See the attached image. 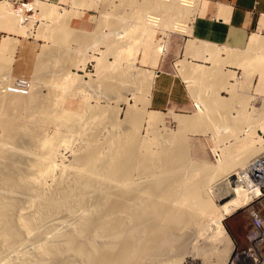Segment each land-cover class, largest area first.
<instances>
[{
  "label": "rangeland",
  "instance_id": "374dc122",
  "mask_svg": "<svg viewBox=\"0 0 264 264\" xmlns=\"http://www.w3.org/2000/svg\"><path fill=\"white\" fill-rule=\"evenodd\" d=\"M131 1L129 2L131 3ZM144 1L145 0H139V1L134 0V2L133 1L132 2L136 6L126 5L123 7L125 11L122 10V12H116L114 10L112 11L113 6L119 5L121 3V0H110V2L108 0L106 1L107 2L106 7L105 8L101 7L100 10L94 9L92 7L81 6L79 8L81 10L79 11L82 12L81 13L82 16L79 18V20L80 19L83 20L85 22V25L81 26L80 24L81 22H78L79 20L78 21L74 20L71 24L69 23V28L71 30H69L70 33H68L69 38L67 36V38L64 39V41L62 42L64 44L60 43L59 40L56 38V36L60 33L58 31V27L62 22L51 19L53 16L43 17L42 9L40 10V7L30 6L28 5L29 3L20 2L21 4H18L20 5L19 8H16L13 4L10 5V12H13L14 14V10L18 12L23 11L25 15L28 17V19L26 20L27 22L25 21L23 23H20L23 30V38L21 39V42L10 39L9 37H4V39H2L3 40L2 45L6 40H9L10 42H14V43L17 42V45L19 42V45L18 46L16 45L15 46L16 48H14L15 50L13 49L11 53L7 51L2 52L1 51L2 45L0 48V54H1L0 67L6 69L8 65H9L8 67L12 66L11 67L12 70H9L8 72L7 70L2 71V69L0 68V94L2 95V98L3 96L5 97V95L8 94V96L4 98V102L2 103V108L0 106V118H6V116L8 118L10 113H11L10 115L13 116L18 114V116L16 115L17 116L16 118L14 116V118L18 121V122L16 121L18 125V129L15 131L16 133H14V136L17 137L15 138V140L19 141V139L22 138L21 135H23L22 139H24V137L27 139L28 137V139L30 140V142L27 141V145H29V143H32L31 140H33L34 142L33 143L34 145H32L33 147L31 145L27 146L28 148L26 150H24L26 146L24 148L23 146L21 147L23 151L28 150L26 154L29 157L28 159L27 155L24 153L26 155V158L24 159V161H22L24 162L23 164H25L23 166V170H24L23 173L25 176L23 177L28 178L29 175L30 176L34 175L33 176L34 178L37 176L38 173H40V175L38 174L36 178H38L39 176L40 177L39 179H37L38 185L37 183L35 184L36 182L35 178H34L35 181H33V178L31 180L29 177V179L34 182V184H31V186H33V195L35 196L32 197L31 194H29V196H31L29 197L28 194H26L27 197L25 198L24 197L25 195H23V197L25 198L23 199L24 202L22 201V199H21L22 202L20 201L18 202V208L21 209V212H23L22 214H24L26 218L30 217L32 218V220L34 218L36 220L35 225L31 230L27 231V229L23 227L26 224L24 225L22 223H19L20 219H21L20 222L22 221L23 218L21 217H23V215H21L20 217L19 214L21 213L20 210L17 208L19 211L17 210L16 212L17 214L19 212L18 214L19 217L17 216L18 218H15L16 216L13 215L14 216L13 219H16L15 225L16 224L18 225V223L19 225L20 224L23 225L18 227L16 225V228L19 229L18 230L19 237L22 236L21 232H23V236L21 237L23 241L22 242L20 241L21 243H17L16 241H14L15 239H13L12 241V239L6 238L5 240H9L8 242L10 241L12 243L16 242L15 244L13 243L14 246L11 245L12 243L10 242L11 243V244L9 243V245L11 246L10 248L8 242L4 241L3 237L2 238L0 237V240L2 239V242L0 241L1 242L0 248L3 245L2 243L5 242L4 244L6 245L5 248H3L4 246L2 247L3 251L1 252L4 253H0L1 255L0 257L4 259L7 258L5 260L8 262V263L3 262L4 259L0 258L1 263L18 264L19 262L20 264L21 260L23 262V259L25 257L24 261L27 260L28 261L27 263L23 262V264H36V262L37 264L38 263L58 264L59 262L61 263L62 260L64 263L62 262L61 264H87V263L91 264L92 262H90V255H93V253L94 255H97L99 258L102 257V259L106 257V255H108L109 253L106 250H109L108 247L109 245L111 246L110 243L111 241L110 242L108 241L109 245H107V236L108 237L110 236L109 234L111 233V231L109 230H111V227L112 228L114 227V223L113 225L109 226L110 229L102 230L104 232L108 230L109 232L106 233L108 235L102 234L103 237L102 235H100L101 237L98 236L99 233L100 234L104 233L102 231L95 230L98 227L96 226L94 227L95 234L97 233L96 236L98 237H95L94 236L95 234L92 235V233H94L93 232L94 230L90 228L93 227L95 220L96 223H99L97 221H100L101 219V217H97L95 213H97L98 210L102 213L103 210L101 211L99 208L102 209V205L106 204L104 199L102 200V197L104 196V195L102 196V194H107L106 192H108L107 190H109L110 188L109 186H111V184L108 185L109 183H112L113 181L114 182L117 181L116 180L117 175H115L116 172L114 174V170L118 172L124 171V175L127 173L129 174V176L127 174L126 178L127 179L129 178L128 181L131 182L130 184H133L134 186L132 187L133 188L132 192L134 194L131 195V197L134 196L133 197L134 199L131 202L134 203L138 202L139 204V200H140L141 203L144 200L143 198L144 194H146L144 192H148L146 190L152 189L154 191L158 187L162 188V185L164 188H166L165 187L166 185L164 184L167 183L165 182L171 179L169 185L172 184V187L169 188L168 190L165 189V192L168 191V195H169V196L167 195L168 197L166 196L167 200L165 199L164 196L165 202L169 204L168 205L167 203H165V206L167 204L166 206L167 208L169 206H170L169 208L171 207L173 208V206H175L180 201V202H184L186 206L187 204H190V207H193L194 209V210L192 209L193 211H195V209L199 211L200 206L198 205L197 200L192 199V197L195 196L196 192L192 188L190 189L188 187L189 188L188 189L186 185L182 187L184 185V182L182 184L181 181L183 177L187 178L189 174L190 175L194 174L192 180L196 181V179H198L199 181L200 179L206 177L205 174L207 173L206 171L209 170L208 168L219 167L220 164H222L221 162H224V160H226L225 157L227 156H229V158H231L236 164L245 161L246 159L248 163H251L254 161V159H261V157H264V63H263L264 54L259 53L260 51L257 52V50L249 49L247 48V46L244 48H240L238 50H233L230 46L226 45L227 47L223 46L224 48H222V51L223 50L224 51L223 52L220 51L216 59H212V60L209 59L204 61L203 58L200 57L191 58L189 54L183 53V49H184L183 47L186 43H188L189 40L195 39V36L193 34L191 33L187 34V31L185 30H181V31L180 29L175 30V28L173 29L174 31H172L171 29L170 30L166 29L165 31V29L158 27L159 29H156L153 32V36L151 37L150 27L148 26L145 27L146 29L144 28L145 29L144 31L142 30L143 29L142 27V29L139 31L140 28L138 29V27H135L134 26L135 24H133L134 22L133 23L129 22L132 21L131 20L132 15L128 13H132L131 10L134 8L136 10L140 8V4L141 3L143 4ZM148 1L150 2V0H146V2H144L143 5L141 4L142 5L140 8L141 10L139 9L138 12L142 11L143 10L142 8L146 10L145 6H147L146 14L150 15L152 18L155 17L153 21L157 20V17L159 18L158 15L148 13V10L150 9V8L148 9ZM183 2L192 4L191 1L187 2L185 0ZM125 3L127 2L126 1L122 2L123 5ZM45 4L46 3H42L43 6ZM7 5L8 3L6 2V7H8ZM197 5L198 8L197 11H195L196 16L194 17L191 23H189V21H187L188 23L187 22L181 23L178 21L174 23L180 26H186L190 28L191 32L194 31L196 32L199 15L202 14L203 0H199ZM50 7L53 8V13L61 18H64L66 16H70V17L73 16L72 12H67L68 10H71V5L69 4V1L64 6H60V7L55 6V8L53 6ZM127 7L131 10L129 9L126 10ZM135 9L133 11H136ZM80 29H83L84 31ZM147 33L149 37L146 36ZM56 39L58 40L57 42ZM159 45L164 46L165 50L163 52L159 50ZM253 51L257 52L255 56H253V54H250ZM50 53H52L51 56ZM226 53L227 54L235 53L236 55L239 54L244 56L245 59L248 57L247 58L248 60L246 59L244 64H242V66L237 65L235 63H232L231 60L226 58L227 56ZM15 54H16V61L14 59ZM54 54L56 57H54ZM253 57L256 58L258 57V61L256 58ZM261 57H262V62L260 63ZM63 58H65V60ZM6 59H8V61ZM179 60H183V62L185 63L184 65H189V67L191 68L195 66L196 68L200 67V69L202 70V68L204 67L202 71H204V69H208L211 75L210 76L204 75V77L201 78L199 77L200 75H197V72L195 73L190 70L184 71L182 69V71L180 72H182V74L186 76V80H185L183 75L179 72L178 67L174 65L176 61ZM6 61H7V65L5 64ZM14 62L15 64L13 69ZM58 62L61 65H59ZM45 64L46 65L48 64L47 65L48 67ZM213 67H217V69ZM45 70L46 72H44ZM158 70L170 71L180 76L186 85V88L189 93L190 101H189V105L186 107L185 110L173 109L172 113L168 110L162 111L164 114H166L165 121H166L167 129L165 128L166 129L165 130L162 129V127H160L162 129V130L160 129L161 130L160 132L162 134L164 133L167 134L171 132V136L168 137L167 141L162 142V145L160 146L158 145L157 147H155L156 146L155 144L153 147L151 146L153 150H148V151L149 152L153 151L152 153L154 156L157 154L159 155L158 157L155 156L156 157L155 160L156 162H154L155 165H153L152 163L150 164L151 166L145 167L144 163L143 166L140 165L138 162L142 163L140 160L141 158L140 151L141 152L143 151L145 153L146 146H144V144L146 142L145 143L143 142L145 141L146 138H148V140L152 138V136L149 134L150 131L147 130L148 129L147 124L144 121L138 122L136 121L135 118H133L135 121H133V119L132 120L130 119V121H133V123L129 121L130 125H128L129 124L128 119L125 120V117L128 116L127 112H131L133 110L136 111L139 109L138 110L139 112L145 110L143 111L144 114L145 113L148 114L149 112L154 111L150 109L149 106L145 107V105L141 103L142 101L140 100L142 99L141 96L143 92H142L141 84L139 83L141 82L140 78L143 73L149 75V74H154L151 72L153 71L157 72ZM201 70L200 72H202ZM41 75L43 77L42 78L43 80H39L38 82L37 78L39 79V77L37 76H40L41 79ZM9 76L10 78H8ZM15 79L16 80L23 79L30 81L31 83L30 92H29L30 95L28 94L25 96L27 97L33 96L36 99H38L39 103L41 99H43L40 105L42 104V102L44 104H42V106H40L39 108L41 109L42 107L43 108L45 107L47 113H45V110L43 108L41 109L44 111L43 114L45 113V115L41 113L40 109L32 111V108L31 109L27 108L26 111V107L23 108L17 107L15 109V106L11 109L13 105L9 103L7 99H9V95H15L14 93L10 94L11 93L10 89L13 88L12 87L13 85L10 84H12V82H14ZM222 80L224 81V83ZM5 81L9 83H6ZM185 81H187V83ZM190 81H193V86ZM4 84L10 85L9 88L8 86H4ZM32 84H34V86ZM31 85L33 86V88L35 87L34 90L32 89L34 92L31 90L32 88ZM104 85L108 87H105ZM113 85L115 86L117 85L116 88H114L115 86ZM110 86L112 89L110 88V90H108ZM197 86L200 87L202 98H212L214 97L213 95L215 94V92L216 93L218 92L217 93L218 98H220V100L221 99L223 100L220 103L224 102L223 105L220 104L222 108L218 104V106H215L216 110H214V108L212 109L214 110L213 112L212 110L209 109L210 112L208 111L205 114L201 113L202 114L201 115L199 109L196 106H194L195 94L193 92V89ZM4 87L7 88V90ZM8 91H10V93H8ZM34 93L38 95H34ZM224 104L226 105V107ZM4 105L5 106L8 105L7 107H9L10 110L7 107L5 108ZM228 105L229 107L227 108ZM53 106L55 110L57 108L58 111L61 110L64 111L65 113L71 112L70 113L71 115L74 113L72 119L69 118L71 121H69L68 119L64 120L65 117L63 116H67V115H65V113L64 115H62L63 112L62 114L61 113L57 114L60 117L59 119V117L56 115L58 111L57 110L55 111ZM50 108H51V113H55L56 116L54 114L52 115L51 113H49L50 111H47L50 110ZM21 109L23 110L24 113L20 111ZM13 110H17V111L19 110L21 113V117L19 115L20 114L19 112ZM36 112L37 113L39 112L40 114H36ZM1 113L2 114L6 113V114L1 115ZM69 113L67 114L69 115ZM173 113H181L190 116H198L200 114L203 118H201L200 121L198 120V122H196L195 120V122H193L187 127H183L182 125L180 126V124L175 118H173L172 115ZM46 114L48 115L51 114V115L50 116L47 115L49 117L47 118ZM60 115H62V118ZM74 117L75 119H73ZM18 118H20L21 121H19ZM76 118H78V120H80L81 122L78 121ZM226 119L229 120L227 121ZM73 120L74 121L77 120L76 123ZM69 122L71 123L67 125V123ZM123 122L124 123L127 122V123L123 125ZM228 122L234 123L236 127L235 126L231 127L232 125L230 126ZM20 123L24 124V128L23 125H21ZM76 124H80L81 127L80 126L78 127V125ZM21 127L22 129L20 130L19 128ZM125 129L132 131V134L133 135L135 134L134 137L135 136L138 137V139L141 142L140 144H143L142 145L143 149L141 146H139L141 147L139 148L141 150L139 151L135 150L133 152L134 154L133 153L131 154V159L134 162V165L131 166L133 167V169H131L130 167L131 171L128 169L127 171H125L123 170V168H121L122 162L125 161L124 158L126 157L125 153L122 154V152H120L121 149L123 148L121 146L124 145V142L122 140L124 139L125 136H127V131H125ZM3 131H4L3 127H0V139L1 136H3L4 133ZM86 132H88V135H85ZM26 139H24V141H26ZM45 140L48 142L50 141L51 143L53 142L52 145H54V147L51 146L50 142H49L50 146L47 145L45 146L46 148L43 147ZM149 143L150 142H148V144ZM93 146L95 147L94 150L98 157L97 156L95 157L94 156L95 154L93 156L98 161L95 160L93 157L91 160L97 161L96 162L97 164L99 163L98 166L96 165V167L94 166V164H96L95 161L93 163L92 161H90L89 157H86V153L87 154L90 153L89 151L90 150L92 151ZM41 149L42 150L44 149L45 151L46 149L47 150L49 149L47 151L48 152L47 156L49 158V161H47L48 163L47 162L45 163V167L48 166V168H50L51 170L50 172H48L49 169L45 167H44L45 169H43V170L47 169L48 172L47 174L45 173L46 171L44 172L45 174L43 172L42 174L39 171H35L36 173L38 172L36 174L35 172H33L34 170L32 169V167H30L35 163L38 157L37 156L36 159H34L35 156L33 157V155H35L36 152L37 154H39V152L42 153ZM147 149H151V148H146V150ZM51 150H53L54 153L51 152ZM33 151H35V154L33 153ZM118 152L121 153V154L119 153L120 156L118 155ZM29 153L33 154L32 155L33 160H31V155ZM49 153H51L50 157H49ZM82 155H85L86 157L85 158L83 156L82 160L85 159V162L86 161L92 162V165L93 167L96 168V170H94L93 167L88 166L90 162H88L87 166L86 164L84 166L85 162L84 161L82 162L81 159H79V157H81ZM47 156H43V158L44 157L47 158ZM118 156L121 160V163L120 160H118ZM115 157H117V160ZM112 158H114L115 161H113L114 163H112L111 166L110 163L113 160ZM26 159L28 160L25 161ZM30 163L31 165H29ZM48 164L53 168L49 167ZM135 166L136 168H134ZM114 167H116L117 169ZM244 169L245 167L242 168L241 166L234 165L233 168H231L230 172L237 173ZM91 171L93 173H91ZM83 172L85 173L87 172L86 176ZM112 174L115 175L116 177L113 176ZM41 175L44 176L41 177ZM121 176H122L121 179L122 178L125 179L123 173ZM181 176L182 178H180ZM253 176L256 177V175ZM226 177L227 174L226 175L221 174L216 176V178L212 179L211 181L208 180V182H206L208 184L205 183L207 186L205 185L203 189L204 190L203 193L209 199H211V202H213V206L220 207L221 202L219 201V199H216V197L213 196L214 194L212 192L214 191V188L217 187L216 185L221 184L222 182L224 183ZM163 178L167 181H165ZM159 179L163 180L162 182L164 184H161L160 183L161 181ZM117 183L120 182H116L113 184L115 185ZM171 189L174 191H172ZM34 190H36L37 192ZM104 191L106 192L104 193ZM140 191L143 192V193L141 192L143 196H141ZM34 192L36 193L34 194ZM151 192L149 193L151 194ZM171 194L172 196H170ZM20 198L22 197H19V200ZM31 198L32 200H30ZM168 198L171 199L174 205H172L171 201ZM105 200L107 202V198ZM101 201L104 202V204H102ZM198 202L200 203V200H198ZM195 205H197V207ZM187 207H189V205ZM183 210L185 212V209ZM165 211L163 212L161 211L163 215L166 213L165 217H167L166 215L168 214L171 215L168 209L167 211L169 213ZM192 212L191 211L188 212L186 209L185 217L188 216L190 217L194 215L192 214ZM99 213L97 214L101 215V213L100 214ZM187 213L188 214L191 213L192 215L190 214L187 216ZM103 214L104 213H102V216ZM170 215H168V217H170ZM96 217L98 219H96ZM168 217H167L168 221L166 220V222H169L170 218ZM90 218H92L93 220ZM130 218H126V226L127 224L130 225L129 223L131 222ZM257 218H261V219L263 218L264 220V186H263V191L261 190L258 196H256L255 198L254 197L251 198V200L246 205L240 206L233 213L226 215L225 218L223 219V225L227 230L228 234L230 235V237L232 238L235 249L241 247V245L244 244L246 245L248 243L247 235L248 233H250L248 231L250 229L251 230L253 229V227L255 226L253 220ZM103 219L102 222L100 221L101 223H103L104 221ZM127 219L129 222L127 221ZM164 219L163 221L165 225ZM186 219L187 218H184V220ZM91 220L92 222L94 221V223H92ZM249 222L251 223L249 224ZM85 223L86 224L88 223L87 224L88 226L92 225V227H89L90 230L86 229L88 227ZM245 223L251 225L249 227V230L247 227V231L246 229L243 228ZM169 225L166 224V226ZM83 227L85 228L83 229ZM22 228H25L26 231H23L24 229ZM81 228L83 231H81ZM20 229H22V231ZM84 230L86 233L84 232ZM112 233H113V229H112ZM120 233L121 232L118 233L117 231V234ZM112 236L110 240H114L116 243L117 242L116 239L118 238L119 240V237L116 236V239H113ZM68 240L70 242L73 241L77 243L84 250H86L84 251V253H82L83 257H81L82 256L81 253H76L74 250H71L69 248L70 242H68ZM6 247H9L10 249L9 248L7 249ZM58 247L59 248L61 247L60 248L61 252L58 250L59 249ZM98 250H100V252ZM191 250L192 249L189 250L190 255H191ZM56 251H59V254L64 255V258H62V256H59V254H57ZM123 251L122 252L120 251L123 254L119 253L118 258H123L126 255L125 254L126 251L124 249ZM19 256L23 258L21 259L20 257L21 259L20 261L18 260ZM55 257L57 260L54 259ZM126 257L127 256H125V259ZM11 259L12 261L14 260V262L17 261V263L16 262L13 263L12 261L11 263L10 262ZM167 259L164 262L166 264H192L191 261L186 262L184 260L185 259L184 255L180 256V259H177L174 256ZM212 260H213L212 263L214 262L217 263L216 258L213 257ZM228 263L229 261L227 260L226 264ZM153 264H158V263H153Z\"/></svg>",
  "mask_w": 264,
  "mask_h": 264
},
{
  "label": "bare ground",
  "instance_id": "6f19581e",
  "mask_svg": "<svg viewBox=\"0 0 264 264\" xmlns=\"http://www.w3.org/2000/svg\"><path fill=\"white\" fill-rule=\"evenodd\" d=\"M35 1H38V0H35ZM98 1V0H97ZM101 2V4H102V7L103 8H105L106 7V4H107V2L106 1H108V0H100ZM124 1H126L127 3H129V4H127V3H125L124 5L122 4V2H124ZM129 1H131V0H121V3L119 4V5H115V6H113V9H112V11L114 10V11H116V12H122V10L123 11H125L124 9H123V7L124 6H126V5H129V6H133V5H135V4H133V2H134V0H132L131 1V3L129 2ZM137 1H139V0H137ZM157 1V2H156ZM155 2L154 1H152V0H150V2L148 1V13H152V14H156V15H158L159 16V18L157 17V20H154L153 21V19L155 18V17H151L150 15H147L146 13H147V6H145L146 7V10H144V8H142L143 10L142 11H139L138 12V10L141 8V6L144 4V2H146V0L143 2V4L141 5L140 4V8H138L136 11H133L134 9H129L128 7L126 8V10L127 9H129V10H131L132 11V13H128V14H131L132 15V17H131V20L132 21H129L130 23L132 22H134L133 24H135L134 26L135 27H138V29H139V31L142 29V27H143V31L146 29L145 27H147L149 24H151V25H153V26H156V27H159V28H162V29H165V31H166V29H168V30H172V31H174L173 29L175 28V30H177V29H180V31L181 30H185V31H187V34L188 33H190V28H188V27H186V26H180V25H177L176 23H174V22H181V23H186L187 21H189V23H191L192 22V20L191 19H189V18H185V19H182V18H176V19H173L172 21H171V25H169L168 26V22H167V20L168 19H170V18H173V16L172 15H174V13H180L179 12V10H181V9H179V8H177L176 7V5L175 4H177V5H179V6H181V7H183V6H186V5H189L188 3H184L183 1H185V0H156ZM167 1V2H166ZM187 2L189 1V0H186ZM193 1V0H192ZM41 1H38V2H36L35 4H28V5H30V6H35V7H40V10L42 9V16L43 17H48V16H53L51 19H53V20H56V21H60V22H62L61 24H60V26L58 27V31L60 32L57 36H56V38L59 40V42L60 43H62L63 41H64V39H66L67 38V36H68V33H70V31L69 30H71L70 28H69V23H70V19H71V17L70 16H66V17H64V18H61V17H59V16H57V15H55L54 13H53V8L52 7H50L49 5H42V3H40ZM77 2H78V0H77ZM95 2V1H94ZM109 2H110V0H109ZM164 3V4H168V6H166V7H164L163 5H161L160 3ZM194 2V1H193ZM79 3V2H78ZM77 3V4H78ZM135 3H136V1H135ZM12 3L10 2V0H9V2H8V10H10V5H11ZM80 4V3H79ZM78 4V5H79ZM82 4V3H81ZM88 4V3H87ZM99 4V3H98ZM122 4V5H121ZM92 5V4H91ZM100 5V4H99ZM139 5V4H138ZM173 5V6H172ZM27 6V5H26ZM25 6V7H26ZM136 6V5H135ZM143 6V7H144ZM42 7V8H41ZM187 7V6H186ZM183 8H185V7H183ZM193 8V7H192ZM176 9H177V11H176ZM121 10V11H120ZM128 10V11H129ZM141 10V9H140ZM184 10V9H183ZM128 11H126V12H128ZM164 11V12H163ZM29 12H30V10H29ZM13 13V12H12ZM14 14H15V16L19 19V22L20 23H23V22H25L27 19H28V17L25 15V13L22 11V12H18V11H15L14 10ZM109 15V14H108ZM175 16V15H174ZM122 18V17H121ZM130 19V18H129ZM110 20V19H109ZM124 21V20H123ZM27 22V21H26ZM117 23H119V22H117ZM140 23V24H139ZM147 23H148V25H147ZM188 23V22H187ZM145 28V29H144ZM143 31H141V32H143ZM177 32V31H176ZM74 33V32H73ZM137 33V32H136ZM183 33V32H182ZM53 34V33H52ZM81 34V33H80ZM70 35H73V34H70ZM83 35V34H82ZM143 35H145V34H143ZM81 36V35H80ZM134 36V35H133ZM68 38H69V36H68ZM86 38V37H85ZM56 39V42L58 41ZM82 39V38H81ZM110 40V39H109ZM128 40V39H127ZM12 41V40H11ZM127 42V41H126ZM111 43V42H110ZM62 44H64V43H62ZM61 44V45H62ZM114 44V43H113ZM17 45V42H10L9 40H6V41H4V43H3V45H2V49H1V51L2 52H5V51H7V52H9V53H11V51L14 49V48H16L15 46ZM163 45V44H162ZM121 46V45H120ZM119 46V47H120ZM212 47V46H211ZM210 47V48H211ZM121 48V47H120ZM159 48H161V50L163 51V50H165L164 49V46H160ZM202 48V50L204 49V47H201ZM206 49L208 48V47H205ZM210 48H209V50H210ZM216 48V47H215ZM248 48L249 49H253V50H257V52L258 51H260L259 53H263L264 54V37H259V36H254V37H252V39H251V41H250V44H249V46H248ZM199 49V48H198ZM15 50V49H14ZM208 50V49H207ZM212 51H213V49H212ZM218 51H220V49L218 50ZM221 51H222V49H221ZM210 52V51H209ZM216 51H213V53H215ZM249 52V51H248ZM256 51L254 52H251L250 54H253V56H255V54L257 53ZM55 53V52H54ZM67 53V52H66ZM65 53V54H66ZM231 53V52H230ZM46 54V53H45ZM47 54H49V53H47ZM51 54L52 53H50V56H51ZM217 54H219V53H216V55H215V57H214V59H216V57H217ZM227 54V53H226ZM263 54H261V55H263ZM1 55V54H0ZM114 55V54H113ZM65 56V55H64ZM138 56V55H137ZM211 56L213 57V55H212V53H211ZM45 57V56H44ZM54 57H56L55 56V54H54ZM62 57V56H61ZM49 58H51V57H49ZM226 58L227 59H229V60H231V62L232 63H235V64H237V65H241L242 66V64H244V62H245V60L248 58H246L245 59V57L244 56H242V55H236L235 53L233 54H227V56H226ZM253 58H256V57H253ZM45 59V58H44ZM52 59H53V57H52ZM64 60H65V58H63ZM209 59H211V58H209ZM257 59V61H258V57L256 58ZM260 59V58H259ZM7 61H8V59H6ZM103 60V59H102ZM101 60V61H102ZM212 60V59H211ZM248 60V59H247ZM251 60V59H250ZM4 61V60H3ZM7 61H6V65H7ZM63 61V60H62ZM61 61V62H62ZM13 62V61H12ZM250 62V61H249ZM262 62V57H261V60H260V63ZM10 63V62H9ZM56 63V62H55ZM263 63H264V61H263ZM58 64H59V62H58ZM46 65V64H45ZM48 65V64H47ZM46 65V66H47ZM59 65H61V64H59ZM4 66V65H3ZM9 66V65H8ZM7 66V68L6 69H3V68H1L2 69V71L3 70H7V72L9 71V70H12V66H10V67H8ZM38 66V65H37ZM41 66H44V65H41ZM181 66H182V64H181ZM48 67V66H47ZM64 67V66H63ZM62 67V68H63ZM259 67V66H258ZM9 68V69H8ZM11 68V69H10ZM182 68H184V67H182ZM202 68V67H201ZM204 68V67H203ZM203 68H202V70H203ZM213 68H215V69H217V67H213ZM186 69V68H185ZM200 67L199 68H196V67H193V69H190V71H192V72H197V75H200L199 77H201V78H203L204 77V75L205 76H210L211 74H210V72L208 71V69H204V71H202L201 69V71L202 72H200ZM43 70V69H42ZM59 70V69H58ZM187 70V69H186ZM214 70V69H213ZM213 70H211V71H213ZM39 71V70H38ZM40 71H41V69H40ZM216 71V70H215ZM214 71V72H215ZM44 72H46V70L44 71ZM126 72V71H125ZM128 72V71H127ZM155 71H153V72H151V73H154ZM200 72V73H199ZM38 73V72H37ZM48 73V72H47ZM150 73V72H149ZM199 73V74H198ZM51 74V73H50ZM128 74V73H127ZM214 74V73H213ZM37 75V74H36ZM35 75V76H36ZM40 75V74H39ZM123 75V74H122ZM47 76V75H46ZM54 76V75H53ZM127 76V75H126ZM130 76V75H129ZM128 76V77H129ZM37 77H39V79L37 78V80H38V82H39V80H43L42 78V75H41V79H40V76H37ZM8 78H10V76L8 77ZM121 78V77H120ZM153 78H154V75L153 74H146V73H143L142 74V76H141V78H140V83L139 84H141V87H142V99L140 100V101H142L141 103H143L144 105H145V107L147 106H149V104H150V96H151V86H152V83H153ZM36 79V78H35ZM124 79H125V77H124ZM139 79V78H138ZM205 79V78H204ZM225 79V78H224ZM107 80V79H106ZM129 80V79H128ZM127 81V80H126ZM223 81V80H222ZM6 82V81H5ZM37 82V83H38ZM41 82V81H40ZM125 82V81H124ZM191 83H192V86H193V81H190ZM6 83H9V82H6ZM5 83V84H6ZM33 83V82H32ZM36 83V82H35ZM223 83H224V81H223ZM4 84V86H8V88H9V86L10 85H13L12 87V89H10L11 90V93H10V91H8V93H10V94H12V93H14L15 95H9V99H7L8 101H9V103H11L13 106L11 107V109L15 106V109L18 107V108H23V107H26V111H27V108H32V111L34 110H38V109H40L39 107L40 106H42V104H44L43 102H42V104L40 105V103H41V101L43 100V99H41V101H40V103L38 102V99H36L35 97H27V96H25V95H28L29 94V92H30V81H27V80H23V79H15V81L14 82H12V84H10V85H5ZM105 84V83H104ZM129 84V83H128ZM138 84V85H139ZM33 86H34V84H32ZM31 85V86H32ZM36 85V84H35ZM65 85V84H64ZM82 85V84H81ZM136 85H137V83H136ZM201 85V84H200ZM3 86V85H2ZM33 86H32V88H31V90L33 89H35V87L33 88ZM79 86V85H78ZM105 86V85H104ZM113 86H115V85H113ZM117 86V85H116ZM116 86L114 87V88H116ZM125 86V85H124ZM123 86V87H124ZM195 86V85H194ZM105 87H108V86H105ZM127 87V86H126ZM125 87V88H126ZM131 87V86H130ZM130 87H128V88H130ZM133 87V86H132ZM5 88V87H4ZM37 88V87H36ZM103 88V87H102ZM110 88H111V86L108 88V90H110ZM6 90H7V88H5ZM101 89V88H100ZM105 89H107V88H105ZM112 89V88H111ZM9 90V89H8ZM32 90V91H33ZM129 90V89H128ZM232 90V89H231ZM102 91H103V89H102ZM5 92V91H4ZM34 92V91H33ZM112 92V91H111ZM193 92H194V94H195V106L199 109V112H200V114L202 113V114H205V113H207L208 111L210 112V110H212L213 108H214V110H216L215 109V106H218V104L220 105V104H222L223 105V103L224 102H222V103H220L221 101H223L222 99L220 100V98H218V92L216 93L215 92V94H214V92H213V96L214 97H212V98H202V96H201V90H200V87L199 86H197V87H195L194 89H193ZM2 93V92H1ZM208 93H209V90H208ZM33 94V93H32ZM31 94V95H32ZM106 94H107V92H106ZM207 94V93H206ZM30 95V94H29ZM34 95H38V94H35L34 93ZM8 96V94L7 95H5V97H7ZM4 96H3V98H2V95L0 94V106H1V108H2V103L4 102V98H5ZM140 97V98H141ZM11 98V99H10ZM125 98V97H124ZM128 100V99H127ZM227 101V100H226ZM231 101H232V99H231ZM230 101V102H231ZM44 102H47V101H44ZM53 102V101H52ZM51 102V103H52ZM142 104V105H143ZM226 104V103H225ZM224 104V105H225ZM49 105V104H48ZM143 105V106H144ZM227 105V104H226ZM226 105H225V107H226ZM8 106V105H7ZM7 106H5L4 105V107L6 108ZM52 106V105H51ZM47 107V106H46ZM49 107V106H48ZM142 107V106H141ZM212 107V108H211ZM220 107H221V105H220ZM229 107V105L227 106V108ZM7 108H9V107H7ZM43 108V107H42ZM41 108V109H42ZM53 108H54V106H53ZM138 108V107H137ZM144 108V107H143ZM222 108V107H221ZM226 108V109H227ZM40 109V110H41ZM44 110H45V113H47L46 112V109H45V107L43 108ZM146 109V108H145ZM210 109V110H209ZM1 110H3V109H1ZM6 110V109H5ZM9 110H10V108H9ZM53 110V109H52ZM54 110H55V108H54ZM56 110H57V108H56ZM55 110V111H56ZM139 110V109H138ZM138 110H133V111H131V112H127L128 114V116L127 117H125V120L126 119H128V123H129V121H130V119L132 120L133 118H135L136 119V121H138V122H145L146 124H147V130H149L150 131V135L152 136V138L150 139V140H148V138H146L145 139V141L143 142V143H145L144 144V146H146V148H151V149H147L146 150V148H145V153L142 151H140V153H141V155H140V160H141V162L142 163H140V162H138L140 165H143V163H144V165H145V167L146 166H151L150 164H152L153 163V165H155L154 164V162H156L155 160H156V157L155 156H157L158 157V155L159 154H157V155H153V151L152 152H149L148 150H153L152 149V147L156 144V146L155 147H157L158 145L160 146V145H162V142H165V141H167V139H168V137L169 136H171V132L170 133H164V134H162L160 131L162 130V129H165L166 128V121H165V116H166V114H164L162 111H158V110H154V111H152V112H147L148 114H144L143 113V111H145V110H143V111H141V112H139ZM214 110H212V112L214 111ZM12 111V110H11ZM13 111H16V112H19L20 113V111H22V113H24L23 112V110L21 109L20 111L18 110H13ZM47 111H50L49 113H51V108H50V110H47ZM58 111V110H57ZM61 110H59L58 111V113H56V115L57 114H62V112H63V114L62 115H64V111H61ZM116 111V110H115ZM2 112V111H1ZM6 112V111H5ZM8 112V111H7ZM29 112H30V110H29ZM43 110H41V113L43 114ZM12 113H14V112H12ZM33 113V112H32ZM35 113V112H34ZM45 113L43 114V115H45ZM67 113H69V112H66L65 113V115H67V116H63V117H65V119L64 120H69V121H71L69 118H71L72 119V117H73V114L71 115L70 113H69V115L67 114ZM172 113V112H171ZM4 114V113H3ZM2 113H1V115H3ZM6 114V113H5ZM4 114V115H5ZM9 114V113H8ZM11 114V113H10ZM9 114V117L7 118V116H6V118H0V127H3V136H1V139H0V237L2 238H4V241H9V240H5L6 238L7 239H12V241H13V239H15L14 241H16L17 243H21L22 241H23V239L21 238L22 236H23V232H21L22 231V229H24L23 231H26L25 230V228L27 229V231L28 230H31L33 227H34V225H35V219L33 218V220H32V218H30V217H28V218H26L25 216H24V214H22L23 212H21V209H19L18 208V202L20 201V202H24V200L23 199H25L27 196H26V194H28V196H29V194H31V196L33 197V196H35V195H33V186H31V184H34V182L33 181H35L34 180V178L36 179V182H35V184L37 183V179H39V177L38 178H36L37 176H38V174L40 175V173H36L35 171H39V172H45L46 174L48 173V172H50V168H48V166L47 167H45V163L47 162V161H49V158H48V150L49 149H51V148H49L48 150L46 149V151L44 150H42L41 149V151H42V153H40L39 151V154H40V156H39V154H37V152H36V154H35V151H33V153L35 154V155H33V154H30L31 153V151H30V149H29V151H30V155H31V160H33L32 159V155H33V157H34V159H36V157H37V159H36V161H35V165L33 164L32 166H30V167H32V169L34 170L33 172H35L36 174H37V176L36 177H34L33 178V176H28V178H24L23 176H25L24 175V170H23V166L25 165V164H23L24 162H22V161H24V159L26 158V153H27V151H23V149L21 148L22 146H23V148L26 146V148L24 149V150H26L28 147L27 146H32V145H34L33 143V140H31V142L32 143H29V145H27V141H29L30 142V140L28 139V137H27V139L24 137V139H26V141H24V139H22L23 138V135H21V139H19V137H18V139H19V141H16L15 140V138H17V137H15L14 136V133H16L15 131L18 129V125H17V123H16V117L18 116V114H16V115H14L15 116V118H14V116L13 115H10ZM29 114V113H28ZM27 114V115H28ZM36 114H40L39 112L37 113L36 112ZM52 115L54 114L55 115V113H51ZM51 114H46V117L47 118H49L48 116H50ZM100 114V113H99ZM198 115V116H190V115H185V114H181V113H173L172 115H173V118H175L177 121H178V123L180 124V126L182 125L183 127H187V126H189L190 124H192L193 122H195V120H196V122H198V120L200 121L201 120V118H203L201 115ZM20 115V117H21V113L19 114ZM48 115V116H47ZM55 115V116H56ZM62 115H60L61 116V118H62ZM77 115V114H76ZM81 115V114H80ZM126 115V114H125ZM13 116V117H12ZM31 116V115H30ZM29 116V117H30ZM54 116V117H55ZM58 116V115H57ZM75 116V115H74ZM99 116V115H98ZM5 117V116H4ZM59 117V116H58ZM68 117V118H67ZM76 117V116H75ZM75 117L73 118V119H75ZM78 117V116H77ZM32 118V117H31ZM37 118V117H36ZM39 118H40V116H39ZM44 118H45V116H44ZM51 118V117H50ZM113 118H114V116H113ZM115 118H116V116H115ZM19 119V121H21L20 120V118H18ZM38 119V118H37ZM42 119V118H41ZM56 119H58V118H56ZM59 119H60V117H59ZM77 120H78V118H76ZM98 119V118H97ZM103 119V118H102ZM44 120H46V119H44ZM50 120V119H49ZM77 120H73L75 123H76V121ZM92 120V119H91ZM115 120V119H114ZM227 120V119H226ZM225 120V121H226ZM229 120V119H228ZM227 120V121H228ZM31 121V120H30ZM36 121V120H35ZM62 121V120H61ZM72 121V122H73ZM78 121H80V120H78ZM98 121V120H97ZM133 121H135L134 119H133ZM133 121H130V122H132L133 123ZM226 121V122H227ZM18 122V121H17ZM81 122V121H80ZM111 122V121H110ZM25 123V122H24ZM35 123V122H34ZM71 122H69V123H67V125L68 124H70ZM122 123V122H121ZM125 123H127V122H125ZM124 122H123V125L125 124ZM132 123H131V125H132ZM229 123V125L231 126V127H233V126H235L236 127V125L234 124V123H231V122H228ZM228 123H226V124H228ZM19 124V123H18ZM21 125H23V128H24V124H22V123H20ZM40 124V123H39ZM82 124V123H81ZM92 124V123H91ZM120 124V123H119ZM142 124V123H141ZM26 125V124H25ZM28 125V124H27ZM73 125V124H72ZM76 125H78V127L80 126V124H76ZM128 125H130V123L128 124ZM135 125V124H134ZM134 125H133V127H134ZM211 125V124H210ZM209 125V126H210ZM228 125V126H229ZM31 126H32V124H31ZM111 126H113V125H111ZM120 126V125H119ZM127 126V125H126ZM20 127V126H19ZM30 127V126H29ZM67 127V126H66ZM77 127V126H76ZM75 127V128H76ZM77 127V128H78ZM81 127V126H80ZM135 127H137V126H135ZM142 127V126H141ZM160 127H162V129L160 128ZM72 128V127H71ZM20 130L22 129V127L21 128H19ZM69 129H70V127H69ZM68 129V130H69ZM74 129V128H73ZM80 129V128H79ZM131 129V128H130ZM161 129V130H160ZM167 129V128H166ZM165 129V130H166ZM31 130V129H30ZM39 130V129H38ZM37 130V131H38ZM116 130V129H115ZM124 130V129H123ZM132 130V129H131ZM135 130H137V129H135ZM29 131V130H28ZM32 131V130H31ZM118 131V130H117ZM125 131H127V136H125L124 137V139H123V137H122V141L124 142V145H122L121 147H123L122 149H121V151L120 152H122V154H124L125 153V161H123L122 162V167L121 168H123V170H125V171H127V169L128 170H130V167L132 166V165H134V162L132 161V159H131V154L135 151V150H141V149H139V148H141L142 147V145L143 144H140L141 142H140V140L138 139V137H134V135L132 134V131H129L128 129L126 130L125 129ZM18 132V131H17ZM27 132V131H26ZM36 132V131H35ZM94 132V131H93ZM134 132V131H133ZM139 132V131H138ZM19 133V132H18ZM21 133V132H20ZM29 133V132H28ZM72 133V132H71ZM125 133V132H124ZM123 133V134H124ZM25 134V133H24ZM34 134V133H33ZM37 134V133H36ZM69 134V133H68ZM148 134V133H147ZM39 135V134H38ZM85 135H88V132H86V134ZM124 136V135H123ZM148 137V136H147ZM171 138V137H170ZM31 139V138H30ZM47 139V138H46ZM141 139V138H140ZM21 140V141H20ZM35 140V139H34ZM171 140V139H170ZM50 142V141H49ZM48 141H46L45 140V142H44V144H43V147H45V146H47V145H49L50 143H49ZM118 142V141H117ZM121 142V141H120ZM148 142H150L149 144H148ZM53 143V142H52ZM52 143H51V146H53L54 147V145H52ZM119 143V142H118ZM128 143H129V145H128ZM180 143V142H179ZM55 144V143H54ZM122 144V143H121ZM120 144V145H121ZM164 144V143H163ZM56 145V144H55ZM119 145V146H120ZM37 146V145H36ZM50 146V145H49ZM118 146V147H119ZM139 146H141V147H139ZM152 146V147H151ZM33 147V146H32ZM39 147V146H38ZM120 147V148H121ZM163 147V146H162ZM161 147V148H162ZM165 147V146H164ZM31 148V147H30ZM40 148H42V147H40ZM46 148V147H45ZM89 148V147H88ZM90 148H92V147H90ZM21 149H22V151H21ZM32 149V148H31ZM53 149V148H52ZM56 149V148H55ZM95 147L93 146V149H92V151L90 150H88L90 153H86V157H89L90 158V161H92L93 163H94V161L95 160H97V159H95L94 158V156L96 157L97 155H96V153H95ZM113 149V148H112ZM142 149H143V147H142ZM169 149V148H168ZM54 150V149H53ZM53 150H51V152H53ZM83 150V149H82ZM87 151V152H88ZM148 151V152H147ZM47 152V153H46ZM50 152V151H49ZM98 152V151H97ZM117 152V151H116ZM120 152H118V155H119V153ZM26 155H25V154ZM43 153H44V155H43ZM45 153H46V155H45ZM54 153V152H53ZM158 153V152H157ZM95 154V155H94ZM98 154V153H97ZM121 154V153H120ZM134 154V153H133ZM155 154V153H154ZM254 154V153H253ZM50 155H51V153H49V157H50ZM88 155V156H87ZM94 155V156H93ZM230 155V154H229ZM43 156H47V158H43ZM55 156V155H54ZM83 156L85 157V155H82L81 157H79V159H81V161L83 162H85V159L84 160H82V158H83ZM116 156H117V154H116ZM120 156V155H119ZM119 156H118V160H120V158H119ZM122 156V155H121ZM27 157H28V155H27ZM85 157V158H86ZM92 157L95 159V160H91L92 159ZM98 157V156H97ZM116 158V160H117V157H115ZM134 158V157H133ZM226 158V160H224V162H221L222 164H220V166L219 167H215V168H208L207 170L208 171H206L207 173L205 174L206 175V177H204V178H202V179H200L199 181H198V179H196V181H193L192 179V177H194L193 175L194 174H192V175H188V177L187 178H182V176L180 177V178H182L181 179V181H182V184H183V182H184V185L182 186V187H184L185 185L187 186V188L189 187L190 189L192 188V189H194L195 190V192H196V194H195V196L194 197H192V199H196L197 200V203H198V205L200 206V208H199V211L197 210V209H195V211H193L194 209H193V207H190V204H187V206L189 205V207H187L186 206V204L184 203V202H178L175 206H173V208L171 207V208H167L166 206H167V202H165V199L167 200V198H166V196L168 195V191L167 192H165V189H169V188H171L172 187V184H170L169 185V183H170V180H165L164 178V180L165 181H167V182H165V183H167V184H164L162 181L163 180H161V179H159L161 182V184H164V185H166L165 187L166 188H164L163 187V185H162V188H156V190H152V189H148V190H146V191H148V192H144V193H146V194H144V196H143V192L142 191H140V193H141V196H143V198H144V200L140 203V200H139V204H138V202L137 203H134V202H131V201H133V197L134 196H132L131 197V195L132 194H134L133 192H132V190H133V188L132 187H134L133 186V184H130L131 182H129L128 181V179L126 178V176H127V174H125L124 175V171H122V172H118V171H116V170H114V174H115V172H116V174L115 175H117V177L115 176V175H113V176H115L116 177V180L117 181H113L112 179V183H109V180H108V185H110L111 184V186H109L110 188H109V190H107L108 192H106V191H104V193L106 192L107 194H102V200L104 199V201H105V203L106 204H104V202H102L101 201V203L102 204H104V205H102V209L101 208H99L101 211H102V213H104L103 214V216H102V213L98 210L97 211V213H101V215H98L97 213H95L96 214V216L97 217H101V219H100V221L102 222V219L103 218H105V219H103L104 221H103V223H101L100 221H97V222H99V223H96V220H95V223H94V221L92 222V218H90V219H92L91 220V222L92 223H94V225H93V227H92V225L91 226H88L86 223V225H87V227L88 228H86L87 230H90V229H95L94 227L96 226V227H98L97 229H95V230H99V231H102L103 229H110V227L109 226H111V225H113V223H114V227L112 228L111 227V230H109V231H111V233L109 234L110 236L108 237L107 236V245H109V243H108V241L111 243V246L109 245L108 247H109V250H106L107 252H109L108 253V255H106V257H104L103 259H102V257L101 258H99L97 255H94V253H93V255H90V262H92L91 264H153V263H158V264H166V263H164L165 262V260L167 259V258H170V257H175V258H177V259H180V256H185V261L186 262H188V261H191L192 262V264H226V261L228 260L229 262H230V258H231V256H232V254H234L233 252L236 250V249H240L241 247H238V248H234V242H233V240H232V238L230 237V235L228 234V232H227V230L225 229V227H224V225H223V219L225 218V216L226 215H228V214H230V213H233L236 209H238L240 206H243V205H246L250 200H251V198H255L256 196H258L259 194H260V190H259V187L261 186H263L264 185V157H261V159H254V161L253 162H251V163H248L247 162V159L245 160V161H242V162H240V163H238V164H236L231 158H229V156H227V157H225ZM28 159H29V157H28ZM28 159H26L25 161H27ZM45 159H48V160H45ZM51 159V158H50ZM78 159V160H79ZM113 160H112V162L110 163L111 164V166H112V163H114L113 161H115V159L114 158H112ZM169 159H170V157H169ZM231 159V160H230ZM135 160V159H134ZM90 161H86L85 163H84V166H85V164H86V166H87V164H88V162H90ZM98 161V160H97ZM97 161H95V163L97 162ZM137 161V160H136ZM92 162H90V164L88 165V166H90V167H93V165H92ZM172 162V161H171ZM26 163V162H25ZM48 163V162H47ZM78 163H80V162H78ZM120 163H121V160H120ZM158 163V162H157ZM253 163V164H252ZM27 164V163H26ZM81 164H83V163H81ZM81 164H80V166H81ZM99 164V163H98ZM98 164L96 163V164H94V166L96 167V165L98 166ZM116 164V163H115ZM29 165H31V163L29 164ZM49 165V164H48ZM52 165V164H51ZM121 165V164H120ZM143 165V166H144ZM182 165V164H181ZM234 165H238V166H241L242 168H244L245 167V169L244 170H241L240 172H237V173H231L230 171H231V168H233V166ZM115 166V165H114ZM137 166H138V164H137ZM47 168V169H49L48 170V172H47V169L46 170H43V169H45V168ZM49 167H51V168H53L52 166H50L49 165ZM90 167H89V169H90ZM95 167H93L94 168V170H96V168ZM144 167V168H145ZM25 168V167H24ZM93 168H91V169H93ZM97 168H99V167H97ZM114 168H116V167H114ZM134 168H136V166L134 167ZM151 168V167H150ZM113 169V168H112ZM117 169V168H116ZM131 169H133V167H131ZM141 169V168H140ZM149 169V168H148ZM26 170H27V168H26ZM84 170V169H83ZM122 170V169H121ZM138 170V169H137ZM144 170V169H143ZM192 170V169H191ZM190 170V171H191ZM85 171H87V170H85ZM131 171V170H130ZM129 171V172H130ZM145 171V170H144ZM27 172V171H26ZM31 172V171H30ZM33 172H32V174H33ZM87 172H89V171H87ZM86 172V173H87ZM117 172H118V174H117ZM140 172V171H139ZM178 172V171H177ZM194 172V171H193ZM42 173V174H43ZM44 173V174H45ZM84 174H85V176H86V173L85 172H83ZM91 173H93L92 171H91ZM90 173V174H91ZM122 173H123V176L125 177V179L124 178H122L121 179V175H122ZM185 173V172H184ZM187 173H188V170H187ZM27 174V173H26ZM31 174V173H30ZM120 174V175H119ZM221 174H227V177H226V180H224V183L222 182L221 184H218V185H216L217 187H215L214 188V191L212 192L214 195L213 196H215L216 197V199H219V201L221 202V204H220V207H217V206H213V202H211V199H209L203 192H204V187H205V185L206 184H208V183H206V182H208V180L209 181H211L212 179H215L216 178V176H218V175H221ZM257 175V177H258V179H259V183L257 184V183H254L251 179H252V176L253 175ZM187 175V174H186ZM42 176H44V175H41V177ZM84 176V177H85ZM89 176V175H88ZM119 176H120V178H119ZM128 176H129V174H128ZM184 176V175H183ZM29 177H30V179L32 180V178H33V181H31L30 179H29ZM198 177V176H197ZM221 177V176H220ZM83 178V177H82ZM113 178V177H112ZM130 178H131V176H130ZM166 178V177H165ZM85 179H87V178H85ZM109 179V178H108ZM156 179V178H155ZM167 179V178H166ZM220 179V178H219ZM115 180V179H114ZM39 181V180H38ZM216 181V180H215ZM89 182V181H88ZM116 182H120V183H117V184H113V183H116ZM158 182V181H157ZM91 183V182H90ZM140 183V182H139ZM144 183V182H143ZM159 183V182H158ZM157 183V184H158ZM177 183V182H176ZM206 183V184H205ZM147 184H149V183H147ZM146 184V185H147ZM156 184V185H157ZM160 184V185H161ZM37 185H38V183H37ZM85 185H86V183H85ZM141 185V184H140ZM159 185V186H160ZM137 186V185H136ZM142 186V185H141ZM155 186V185H154ZM207 186V185H206ZM37 187V186H36ZM144 187H146V186H144ZM178 187H179V185H178ZM141 188V187H140ZM176 188V187H175ZM174 188V189H175ZM186 188V187H185ZM188 188V189H189ZM209 188H211V187H209ZM213 188V187H212ZM34 189H35V187H34ZM65 189V188H64ZM177 189V188H176ZM106 190V189H105ZM172 190V189H171ZM34 191H36V190H34ZM145 191V190H144ZM152 191V192H151ZM172 191H174V190H172ZM206 191V190H205ZM37 192V191H36ZM36 192H34V194L36 193ZM65 192V191H64ZM149 192H151V194L149 193ZM170 192V191H169ZM175 192H177V191H175ZM136 193V192H135ZM167 193V194H166ZM188 193V192H187ZM41 194V193H40ZM166 194V195H165ZM21 195V196H20ZM23 195H25L24 197H23ZM42 195V194H41ZM31 196H29V197H31ZM66 196V195H65ZM138 196V195H137ZM149 196V197H148ZM164 196H165V199H164ZM169 196V195H168ZM167 196V197H168ZM170 196H172V194L170 195ZM19 197H22V198H20V200H19ZM37 197H38V195H37ZM131 197V198H130ZM71 198V197H70ZM107 198V202H106V199ZM150 198V199H149ZM21 199H22V201H21ZM35 199V198H34ZM41 199V198H40ZM131 199V200H130ZM170 201H171V199L170 198H168ZM178 199V198H177ZM30 200H32V198L30 199ZM36 200H38V199H36ZM35 200V201H36ZM136 200H138V199H136ZM150 200V201H149ZM168 200V201H169ZM184 200V199H183ZM182 200V201H183ZM198 200H200V203L198 202ZM29 201V200H28ZM185 201V200H184ZM26 202V201H25ZM39 202V201H38ZM32 203V202H31ZM65 203V202H64ZM100 203V204H101ZM165 203H167L166 204V206H165ZM171 203H172V201H171ZM187 203V202H186ZM189 203H190V201H189ZM22 204V203H21ZM20 205V204H19ZM39 205V204H38ZM169 205V204H168ZM172 205H174L173 203H172ZM171 205V206H172ZM21 206V205H20ZM43 206V205H42ZM196 207H197V205H195ZM104 207V208H103ZM185 207H187V208H185ZM196 207H194V208H196ZM20 210V213L21 214H19V212H18V214L20 215V217H21V215H23V217H21V218H26V219H22V221L20 222V220H19V223H22V224H26L25 226H23L22 224H20L19 225V223H18V225H17V227L18 226H23V227H25V228H22V229H20L21 231V237H19V232H18V230L19 229H17L16 228V225H15V223H16V219H13V215H15L16 217L15 218H18L19 217V215L17 214V210L18 209ZM20 208H22V207H20ZM24 208V207H23ZM190 210H189V209ZM76 209V208H75ZM98 209V208H97ZM167 209L169 210V212L171 213V215L170 214H168V215H170V217H168V215H166L168 218H170L171 219V217H172V219L170 220L169 219V222H166V220L168 221V219H167V217H165V214L163 215L162 213H161V211L163 212V211H167ZM183 209H185V212H186V209H187V211L188 212H197L196 214L195 213H193L192 212V214H194V215H192L191 213V215L192 216H188V215H190V214H188L187 213V216L189 217H185L186 216V213L184 212V210ZM193 209V210H192ZM18 210V211H19ZM165 211V212H166ZM168 212V211H167ZM168 212V213H169ZM13 213H15V214H13ZM99 213V214H100ZM17 214V215H16ZM185 214V215H184ZM18 216V217H17ZM93 216V215H92ZM94 217V216H93ZM96 217V219H98ZM132 219H131V218ZM164 217H165V219H164ZM35 218H37V217H35ZM95 218V217H94ZM126 218H130V220H131V222H129L128 221V219H127V221L130 223V225L129 224H127V226H129V227H127L126 226ZM184 218H187L186 220H184ZM162 219V220H161ZM163 219L165 220V225H164V221H163ZM14 220H15V222H14ZM90 221V220H89ZM163 221V222H162ZM254 222V224H255V226H256V221L255 220H253ZM18 222V221H17ZM25 222V223H24ZM127 222V223H128ZM246 222V221H245ZM91 223V224H92ZM251 222H249V224H250ZM166 224L167 225H169V226H166ZM248 223L246 224H244V226H243V228L244 229H246V231H247V227H248V230H249V227L251 226V225H249ZM166 226V227H165ZM254 226V225H253ZM89 227H92V228H90L89 229ZM109 227V228H108ZM264 227V223H261V225L260 226H258L257 228L259 229V231H262V228ZM85 227H83V229H84ZM37 229V228H36ZM112 229H113V233H112ZM115 229V230H114ZM128 229V230H127ZM95 230L93 231L94 233H92V235H94L95 234ZM33 231V230H32ZM81 231H83L82 230V228H81ZM117 231H118V233L119 232H121L120 234H117ZM42 232V231H41ZM84 232H85V230H84ZM83 232V233H84ZM102 232H104V231H102ZM248 232H251V229L248 231ZM86 233V232H85ZM84 233V234H85ZM106 233H109L108 232V230L106 231V232H104V233H99L98 234V236H100V235H108V234H106ZM82 234V233H81ZM97 234V233H96ZM96 234L94 235L95 237H98V236H96ZM113 236H112V235ZM103 235H102V237H103ZM115 235V236H114ZM47 236H49V235H47ZM86 236V235H85ZM90 236V235H89ZM111 236L113 237V239H116V236H118L119 237V240H118V238L116 239L117 240V242L115 243V241L114 240H110L111 239ZM94 237V238H95ZM101 237V236H100ZM106 237V236H105ZM22 240H21V239ZM246 238V237H245ZM93 239V238H92ZM73 240H75V239H73ZM80 240V239H79ZM247 240H249V237H248V239ZM1 242H2V239L0 240ZM21 241V242H20ZM25 241V240H24ZM114 241V242H113ZM1 242H0V244H1ZM11 242V241H10ZM10 242H8V245H9V243ZM15 242V243H16ZM68 242H70L69 240H68ZM77 242V241H76ZM79 242V241H78ZM5 243V242H4ZM4 243H2L3 245H2V247L3 248H5V244ZM12 243V242H11ZM10 243V244H11ZM14 243V242H13ZM11 244V245H13L14 246V244ZM249 244V241H248V243L246 244V245H248ZM65 245V244H64ZM66 245H68V244H66ZM106 245V246H107ZM245 244L244 245H241V246H246ZM1 246V245H0ZM220 246H221V248H220ZM2 247L0 248V253H4V252H1V251H3V249H2ZM9 247L11 248V246L9 245ZM9 247H6L7 249L9 248ZM24 247V246H23ZM22 247V248H23ZM68 247V246H67ZM85 247V246H84ZM111 247V248H110ZM9 248V249H10ZM59 248V247H58ZM61 248V247H60ZM60 248L58 249L59 251H60ZM69 248L71 249V250H74L76 253H81V255H82V253H84V251H86V250H84L80 245H78L77 243H75V242H73V241H71L70 243H69ZM92 248V247H91ZM96 248V247H95ZM220 248V249H219ZM14 249V248H13ZM12 249V250H13ZM57 249V248H56ZM106 249V248H105ZM108 249V248H107ZM123 249L126 251V255L125 256H127L126 257V259H125V256L123 257V258H118V256H119V253L120 254H123V253H121L122 251H123ZM190 249H192L191 250V255H190ZM235 249V250H234ZM4 250H6V249H4ZM67 250H68V248H67ZM92 250V249H91ZM9 251V250H8ZM16 251V250H15ZM59 251H56L57 252V254H59ZM63 251V250H62ZM95 251V250H94ZM93 251V252H94ZM99 252H100V250H98ZM102 251V250H101ZM121 251V252H120ZM6 252V251H5ZM10 252V251H9ZM61 252V251H60ZM67 252V251H66ZM73 252V251H72ZM124 252V251H123ZM51 253V252H50ZM49 253V254H50ZM62 253H64V252H62ZM89 253V252H88ZM98 253V252H97ZM96 253V254H97ZM7 254H8V252H7ZM44 254V253H43ZM48 254V253H47ZM190 256H189V255ZM230 254V255H229ZM46 255V254H45ZM79 255V254H78ZM99 255V254H98ZM1 256V255H0ZM59 256H62V258H64V255H61V254H59ZM80 256V255H79ZM87 256V255H86ZM101 256V255H100ZM20 257L21 256H19V261L21 260V259H23L22 257H21V259H20ZM27 257V256H26ZM81 257H83V255L81 256ZM85 257V256H84ZM179 257V258H178ZM213 257L214 258H216V261H217V263L216 262H214V263H212V259H213ZM229 257V258H228ZM1 258V257H0ZM68 258V257H67ZM1 259H4V258H1ZM5 259H7V258H5ZM3 260V262H7L6 260ZM24 259H25V257H24ZM24 259H23V262H25V263H27V261H24ZM54 259H56V257L54 258ZM53 259V260H54ZM61 259V258H60ZM86 259V258H85ZM32 260H33V258H32ZM52 260V261H53ZM57 260V259H56ZM62 260V259H61ZM66 260V259H65ZM168 260V259H167ZM2 261V260H1ZM9 261V260H8ZM12 261V259L10 260V262ZM68 261V260H67ZM67 261H65V262H67ZM88 261V260H87ZM180 261H182V260H180ZM13 263H17V261H15L14 262V260L12 261ZM11 262V263H12ZM21 262H22V260H21ZM21 262H20V264H21ZM23 262H22V264H23ZM32 262V261H31ZM62 262H63V260H62ZM61 262V263H62ZM8 263V262H7ZM7 263H4V264H7ZM60 263V262H59ZM58 263V264H59ZM60 263V264H61ZM64 263V262H63ZM190 263V262H189ZM0 264H3V263H1L0 262ZM10 264V263H9ZM18 264H19V262H18ZM36 264H37V262H36ZM39 264V263H38ZM56 264V263H55ZM88 264V263H87ZM90 264V263H89ZM229 264V263H228Z\"/></svg>",
  "mask_w": 264,
  "mask_h": 264
},
{
  "label": "crops",
  "instance_id": "0c3cea01",
  "mask_svg": "<svg viewBox=\"0 0 264 264\" xmlns=\"http://www.w3.org/2000/svg\"><path fill=\"white\" fill-rule=\"evenodd\" d=\"M38 1H41L40 3H46L47 5L53 6L54 8L55 6H64L69 1L71 10H68L67 12H72L73 14L70 19V24L74 20L78 21L82 16V12L79 11L81 10L79 9L81 6L92 7L98 10L102 7L100 0H78L80 4L77 0ZM38 1L11 0L12 4L16 8L20 7V5H18L21 4L20 2L35 4ZM152 1L155 2L156 0ZM189 1H191L192 4L186 5L187 7L183 6L185 8L175 4L176 7L181 10H179L180 13H174L175 16L172 15L173 18L167 20L168 26L171 25V21L176 18L194 19L199 0H193L194 2L192 0ZM6 2L8 3L9 0H0V48L4 37H9L10 39L17 40L19 42H21V39L23 38V30L19 19L12 12H10V10H8ZM160 4L164 7L168 6V4ZM78 22H81V26L85 25V22L81 19ZM148 27H150L151 30V37L153 36V32L156 29H159L151 24H149ZM80 30L84 31L83 29ZM190 33L195 36V39L189 40L188 43L184 45L183 53L189 54L191 58L200 57L203 58L204 61L209 60V58L214 59L216 53H220L221 49L224 48L223 46L226 45L230 46L233 50H238L246 46L248 48L252 37H264V0H203L202 14L199 15L196 32H191L190 30ZM146 36L149 37L148 33ZM160 46L161 45H159V47ZM201 47H204V49L202 50ZM205 47H208V50ZM212 49L216 52L213 53ZM219 49L220 51H218ZM159 50L161 52L164 51H162L161 48H159ZM211 53L213 57L211 56ZM14 59L16 61V54ZM14 64L15 62L13 63V69ZM184 64L183 60H179L176 61L174 65L178 67L179 72L182 71V69L185 71L186 69L190 70L195 67L193 66L191 68L189 65ZM180 73L182 74V72ZM153 75L154 78L151 86L149 104L150 109L158 111L168 110L170 112H173V109L185 110L189 105L190 100L188 90L182 78L176 73L165 70L155 71ZM182 75L186 80V76L184 74ZM185 82L187 83V81Z\"/></svg>",
  "mask_w": 264,
  "mask_h": 264
},
{
  "label": "built area",
  "instance_id": "2783aa9c",
  "mask_svg": "<svg viewBox=\"0 0 264 264\" xmlns=\"http://www.w3.org/2000/svg\"><path fill=\"white\" fill-rule=\"evenodd\" d=\"M251 180L254 183H259L257 175L256 177L252 176ZM263 186L259 187L260 192L261 190L263 191ZM255 221L256 226L247 235V239L249 237V244L236 249L230 258L229 264H264V227L262 231H259L257 228L261 223H264V220L263 218H257Z\"/></svg>",
  "mask_w": 264,
  "mask_h": 264
}]
</instances>
